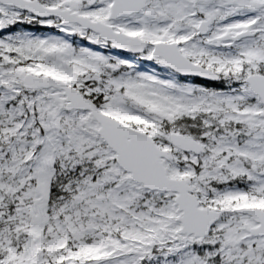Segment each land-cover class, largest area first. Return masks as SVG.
<instances>
[{"label":"snow or ice","instance_id":"6c2138e0","mask_svg":"<svg viewBox=\"0 0 264 264\" xmlns=\"http://www.w3.org/2000/svg\"><path fill=\"white\" fill-rule=\"evenodd\" d=\"M0 264H264V0H0Z\"/></svg>","mask_w":264,"mask_h":264}]
</instances>
